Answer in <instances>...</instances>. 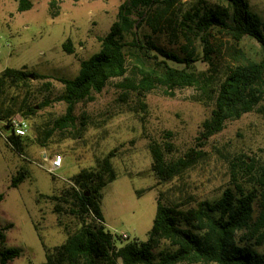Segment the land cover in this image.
Masks as SVG:
<instances>
[{"label": "rangeland", "instance_id": "374dc122", "mask_svg": "<svg viewBox=\"0 0 264 264\" xmlns=\"http://www.w3.org/2000/svg\"><path fill=\"white\" fill-rule=\"evenodd\" d=\"M30 1L31 8L19 12L18 0H0V72L7 67H25L49 76L7 88L0 98L3 107L21 113L29 125L19 153L6 141L9 130L0 120V223H11L5 229L6 246L21 250L9 264H45V250L61 244L68 233L79 227L78 219L70 212H55L54 203L73 175L95 166L96 159L107 155L117 177L102 188L103 224L113 234H126L124 241L147 238L158 194L164 203H177L186 209L203 200L217 199L225 188L235 189V184L259 190L258 173L264 168V95L254 110L227 121L220 132L200 141V124L213 108V89L184 87L169 96L159 86L141 96L121 84L126 83L123 77H115L101 92H93L92 100L75 105L72 126L54 129V120L66 108L58 100L63 85L57 78L74 77L80 61L99 50L100 37L116 19L123 0ZM247 2L251 10L264 17V0ZM180 5L182 9L190 5V0H182ZM50 9L57 14L52 16ZM180 13L172 17L178 19ZM175 27L176 36L162 30L151 33L148 26L144 31L151 33L157 46L179 51L185 39ZM215 35L217 43L228 45L225 37ZM67 39L71 53L62 47ZM237 46L246 56L256 60L261 56L259 44L249 36H244ZM228 60L227 48L222 46L217 69L223 70ZM133 64L128 57L125 77L132 76ZM194 65L199 70L206 68L201 61ZM28 106L34 112L23 116L20 110ZM152 142L162 146L169 143L172 157L183 155L189 148L204 154L179 175L159 181L151 171ZM56 154L62 156V165L50 173L49 160ZM19 171L24 172V178L13 187L10 180ZM238 234L257 251L264 252V239L260 241L255 231ZM165 246L167 243L162 241L160 247Z\"/></svg>", "mask_w": 264, "mask_h": 264}, {"label": "trees", "instance_id": "16d2710c", "mask_svg": "<svg viewBox=\"0 0 264 264\" xmlns=\"http://www.w3.org/2000/svg\"><path fill=\"white\" fill-rule=\"evenodd\" d=\"M181 3L182 0H123L116 19L100 37L99 50L80 61L74 77L57 78L63 85L58 100H62L66 108L63 115L54 120L53 128L72 126L76 120L75 105L92 100V93L101 92L115 77H123L126 83L121 84L141 96L159 86L169 96L174 95L175 89L184 87L213 89V108L200 124V141L220 132L227 121L254 110L264 95V17L251 10L247 0H224L221 4L190 0V5L180 9ZM30 8V0H18L17 11ZM178 11L180 17H172ZM50 14L55 16L57 12L50 9ZM176 25L185 39L179 51H168L154 43L151 33L162 30L176 36ZM146 26L151 33L144 31ZM215 32L225 37L228 45L222 41L217 43ZM244 36L259 44V59L246 56L237 46ZM222 46L227 48L229 60L220 71L217 55ZM62 47L72 52L69 39ZM152 51L163 58L159 59ZM128 57L134 61L131 77H125ZM197 61L203 62L206 68L197 69L194 65ZM31 78L45 80L49 76L25 67L3 69L0 98L7 88L23 86ZM3 106L0 102L1 121L8 123L12 117H21V113L15 114L14 110ZM20 111L28 116L34 108L28 106ZM27 136L19 137L10 132L6 141L22 153L21 144ZM165 144L152 142L149 145L151 171L159 181L179 175L204 154L189 148L183 155L172 157L170 144ZM258 174L259 190H247L235 184V189L225 188L217 199L203 200L186 209L177 203H164L158 194L147 238L124 241L121 235L106 228L101 211L102 188L114 180L117 173L109 155L96 159L95 166L82 169L70 178V185L54 203L55 212L61 209L70 212L78 219L79 227L68 233L61 244L45 250V264H116L117 261L121 264H264V252L257 251L238 236L239 232L253 230L260 241L264 239V168ZM23 178L24 172H17L10 185L17 186ZM2 198L3 193H0V200ZM255 202L259 203L257 214ZM9 226L11 223H0V264H9L21 254L18 247L6 246L5 229ZM162 241L167 246L160 247Z\"/></svg>", "mask_w": 264, "mask_h": 264}, {"label": "built area", "instance_id": "2783aa9c", "mask_svg": "<svg viewBox=\"0 0 264 264\" xmlns=\"http://www.w3.org/2000/svg\"><path fill=\"white\" fill-rule=\"evenodd\" d=\"M4 125H7L9 133H13L16 136L23 137L28 134L29 125L26 119L22 117H12L8 123L3 122ZM7 135H5L6 138ZM62 165V156L59 154L53 155L49 160V166L47 167L48 172L54 173ZM122 238H127L126 234L121 235Z\"/></svg>", "mask_w": 264, "mask_h": 264}]
</instances>
